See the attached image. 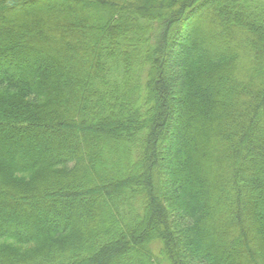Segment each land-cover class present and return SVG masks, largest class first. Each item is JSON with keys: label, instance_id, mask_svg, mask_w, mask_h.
<instances>
[{"label": "trees", "instance_id": "1", "mask_svg": "<svg viewBox=\"0 0 264 264\" xmlns=\"http://www.w3.org/2000/svg\"><path fill=\"white\" fill-rule=\"evenodd\" d=\"M0 264H264V0H0Z\"/></svg>", "mask_w": 264, "mask_h": 264}, {"label": "rangeland", "instance_id": "2", "mask_svg": "<svg viewBox=\"0 0 264 264\" xmlns=\"http://www.w3.org/2000/svg\"><path fill=\"white\" fill-rule=\"evenodd\" d=\"M206 231L209 232V228H208V227L205 228V232H206Z\"/></svg>", "mask_w": 264, "mask_h": 264}]
</instances>
